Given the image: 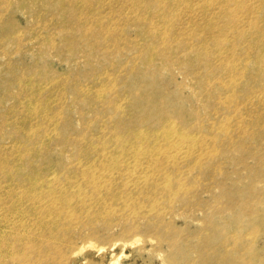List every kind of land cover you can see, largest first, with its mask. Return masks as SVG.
Segmentation results:
<instances>
[{"label":"rangeland","instance_id":"1","mask_svg":"<svg viewBox=\"0 0 264 264\" xmlns=\"http://www.w3.org/2000/svg\"><path fill=\"white\" fill-rule=\"evenodd\" d=\"M257 96L264 0H0V264H264Z\"/></svg>","mask_w":264,"mask_h":264},{"label":"bare ground","instance_id":"2","mask_svg":"<svg viewBox=\"0 0 264 264\" xmlns=\"http://www.w3.org/2000/svg\"><path fill=\"white\" fill-rule=\"evenodd\" d=\"M216 34L220 36L221 35L216 31ZM219 36L216 37V39H220ZM259 101L261 103H264L259 96H257ZM257 123V122H256ZM255 123V124H256ZM242 129V128H241ZM228 129L224 126L222 128V131L226 132ZM243 130V129H242ZM246 133V131L244 132ZM182 136H184L183 134H181ZM143 137V135L141 136ZM180 137V136H177ZM181 139H176L173 137V144L172 146L169 147V149L172 148V150L174 152H178L180 150L181 147V142L183 141V138L180 137ZM254 139V138H253ZM257 139V138H256ZM258 140V139H257ZM198 141L201 143L202 140L199 138ZM203 144V143H202ZM165 149L168 150L167 147H165ZM110 170L113 172H120L119 171V167H114L113 169L110 167ZM124 170H122L121 172H123ZM130 177H133L132 175H130ZM95 181V180H92ZM136 184V182H135ZM106 192L101 193L100 192V196L97 197L98 199L102 200L99 202V205H105L108 201H110L111 198V192L108 189V186L106 187ZM57 192V190H55ZM67 191H64L63 195L59 196H53L52 194H50L48 191L45 192H41L37 195L31 196L27 199V201L25 202H21V199L18 201V203L14 206V210L15 212L19 213V215H21L23 218H30L31 214L36 213V212H41L43 215L47 216L49 218L48 224L49 227L47 229H53L56 226V222L53 221L51 218L57 217L58 213H61L64 210H71L72 212L75 211V208L71 207V203H74V196H70L66 194ZM77 198L75 200V203L77 204H82L84 203L83 198H80L81 196L79 194L76 195ZM33 197V198H32ZM46 201V202H45ZM43 202H45V204H43ZM93 204H97L98 202H92ZM38 229H45V226L39 227ZM23 237H21L20 239H22ZM1 240L6 244V247H8V236H2ZM235 258V257H234ZM222 264H232V262H226L224 261V263Z\"/></svg>","mask_w":264,"mask_h":264}]
</instances>
